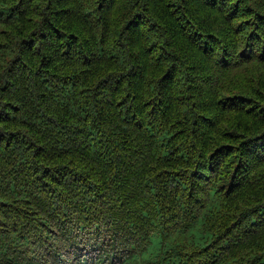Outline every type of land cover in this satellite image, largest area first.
Returning a JSON list of instances; mask_svg holds the SVG:
<instances>
[{
	"label": "trees",
	"instance_id": "1",
	"mask_svg": "<svg viewBox=\"0 0 264 264\" xmlns=\"http://www.w3.org/2000/svg\"><path fill=\"white\" fill-rule=\"evenodd\" d=\"M0 264H264V0H0Z\"/></svg>",
	"mask_w": 264,
	"mask_h": 264
}]
</instances>
